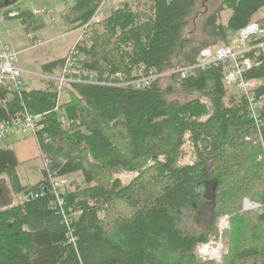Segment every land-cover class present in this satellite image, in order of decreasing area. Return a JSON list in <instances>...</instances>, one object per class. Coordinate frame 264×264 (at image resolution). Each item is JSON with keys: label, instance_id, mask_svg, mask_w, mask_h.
<instances>
[{"label": "trees", "instance_id": "trees-1", "mask_svg": "<svg viewBox=\"0 0 264 264\" xmlns=\"http://www.w3.org/2000/svg\"><path fill=\"white\" fill-rule=\"evenodd\" d=\"M103 1L75 0L69 21L86 24ZM197 1L147 0L143 8L122 2L99 28L85 32L84 67L105 79L107 73L130 75L141 65L165 72L195 64L204 48L230 44V32L240 33L264 12V0H224L199 26ZM18 2L0 0V9L17 5L13 17L37 38L44 21ZM226 10L230 16L223 22ZM255 22L264 28V17ZM64 62L59 58L42 69L54 72ZM247 77L258 81L256 94L264 98V55L254 57ZM176 87L190 96L169 98ZM4 99L0 122L24 108L46 113L36 136L45 171L53 178L81 172L83 180L59 195L47 175L23 184L16 152L0 148V175L24 197L0 210V264H217L201 260L196 247L208 241L223 214L231 216L232 227L222 264H264V103L254 117L245 96L228 92L223 67L187 78L164 76L144 89L75 85L61 105L67 129L54 110L51 87L26 88L20 96L0 86ZM188 139L197 159L181 163ZM121 170L138 174L122 183L112 176ZM246 197L261 203L262 212L244 211ZM206 208L209 229L200 224Z\"/></svg>", "mask_w": 264, "mask_h": 264}, {"label": "built area", "instance_id": "built-area-1", "mask_svg": "<svg viewBox=\"0 0 264 264\" xmlns=\"http://www.w3.org/2000/svg\"><path fill=\"white\" fill-rule=\"evenodd\" d=\"M102 4L94 12L92 18L84 25L79 26L78 30L82 29L78 40L70 48V51L65 56V62L61 69L55 72H30L33 76L46 82L48 87H51L56 94L57 100L55 111L59 112V121L64 129L69 128L70 121L65 111L61 110L63 104V95L69 94L75 85H108L116 87H132V89H144L151 86L156 80L168 75H178L182 78L196 75L199 69H207L211 66L224 68V83L225 86L236 88L237 93L246 97L249 107L256 117L259 108L264 103L263 97H258L256 88L259 83L255 79L247 77L248 71L253 66L254 57L264 55V28H261L258 23H251L245 30L247 33L239 35L234 43L227 45H214L204 48L199 56V60L195 64L173 68L165 72H157L156 70L146 71V67L141 65L134 70L130 75L122 72L103 75L100 78L98 72L87 69L83 65V57L81 48L86 44V31L93 28L94 25L100 23L104 19L102 12ZM34 14L40 15L46 11L41 9H34ZM52 13V12H51ZM18 12H11L9 16H15ZM77 30L73 29L67 35L75 33ZM60 37L67 40L66 35ZM0 86H9L13 92L21 96L26 89L24 84V74L20 64V51H17L12 46L3 43L0 33ZM1 103H6V99L0 100ZM46 113H32L27 108L21 113H18L11 120L0 122V141L7 140L13 133L19 132L21 134L32 133L35 137L37 133L43 128V122ZM37 138V137H36ZM45 170L47 162H44ZM51 179V185L57 195L63 192L67 187L66 177L53 178L51 172H45ZM24 197L21 196V200ZM62 201V199H60ZM244 211H259L262 212L263 206L261 203L254 202L250 198H245L243 201ZM225 216L220 220L221 229L228 227ZM223 243L217 241L200 243L197 246V251L204 260L221 261L223 257Z\"/></svg>", "mask_w": 264, "mask_h": 264}, {"label": "rangeland", "instance_id": "rangeland-1", "mask_svg": "<svg viewBox=\"0 0 264 264\" xmlns=\"http://www.w3.org/2000/svg\"><path fill=\"white\" fill-rule=\"evenodd\" d=\"M125 1L132 2L134 6H137L138 3L140 8H143L144 5L147 3V0H141L139 1L140 3L137 0H105L102 9L104 17L108 15L113 8L120 6L121 3ZM223 1L224 0L197 1L196 11L194 13V16H196L195 18L197 19L199 26L203 23L207 15L211 11L218 8V6H220ZM74 2L75 0H19L18 3H20L21 10L23 11L26 10L34 11V9H42L46 11L43 14L37 15L40 17L41 20L44 21V25L39 29H36V33L34 34L37 35V38L34 39H33V34L29 35L26 29H24L25 27L19 18L8 16L9 13L11 12H19L17 5H11L5 7L4 9H0V33L2 40L5 44H8L13 48H15L17 51L21 52L20 64L22 65V67L24 66L25 68L39 71L41 65L44 62L52 60L60 55H63L64 53L65 56L66 54H68L70 48L73 46V44L76 43V40H78V37L82 32V29L78 30V27L72 24L68 18L70 7ZM229 16H230V11L226 10L222 15V21L227 22ZM263 17H264L263 11L256 14L253 18V24L256 20L261 19ZM191 24H192L191 25L192 28L194 23L192 22ZM99 26L100 24H98L96 28H99ZM73 29L77 31L75 33H72L71 35H67ZM199 29L200 28H198L196 32V37L200 38L201 36L199 35L201 33ZM244 33H247V31L243 30L240 33L230 32L228 34L229 43H234L235 39L239 35H242ZM61 35H66L67 40H65V38L63 37H60ZM89 43H91V41H89ZM222 44H225V42L219 41L215 43V45H222ZM167 81L168 79H165L164 82L162 81V85ZM40 85L42 84L40 83ZM226 88L228 89V92L230 94L237 93L236 88L228 87V86H226ZM175 90L176 91L173 94L168 95L169 98L186 100L188 96H190L188 92H184L177 87ZM69 100H70V90H69V94H65V96L63 95L62 101L63 103H66ZM30 135L33 136L32 133H27V134L14 133L12 139L15 142L18 139V137H20V139H23L24 137L26 136L29 137ZM1 145H3L2 141H0V146ZM196 159L197 157L195 153V147L193 146L192 142L188 139V141L183 147V155H182L181 163H192ZM44 164H45L44 160L41 156H37L30 161L20 163L18 165V174L21 182L25 184H31V183L33 184L42 180L46 175ZM136 174H138V172L135 173V172L121 170L112 176L113 178L119 177L122 180V183H128ZM81 176H82L81 172L68 175V177L65 176L66 177L65 179L68 182L67 187L72 188L73 187L72 183L74 181L77 183H81L83 180V177ZM8 183H9L8 176L6 174L0 175V191L3 192L4 196H7L8 194L7 193ZM207 186H208L207 194L209 196H212L214 192L212 182L209 183ZM14 196L15 199H18V201L21 200L20 196L13 194V197ZM7 198L4 201V203L8 205L10 201ZM210 215H211L210 209L206 208L204 210V213H202L200 217V224L205 229L206 228L209 229ZM225 216H229V218L227 219L228 227L221 229L220 220ZM231 227H232L231 216L229 214H223L219 216L217 225L215 226V231L207 241V242L221 241L225 247L223 249L222 260L214 261L217 264H222L225 259V256H227L230 251L229 238L226 235V233L231 229ZM196 254L201 260L204 261V258L201 257L200 254L198 253L197 247H196Z\"/></svg>", "mask_w": 264, "mask_h": 264}, {"label": "crops", "instance_id": "crops-1", "mask_svg": "<svg viewBox=\"0 0 264 264\" xmlns=\"http://www.w3.org/2000/svg\"><path fill=\"white\" fill-rule=\"evenodd\" d=\"M64 54L60 55V56H58V57H56V58H54L52 60L46 61L43 64H45L47 62H50V61H53V60H56V59H59V58H63V57H65ZM42 65H41V68H40L39 71L36 70L37 72H42L43 71ZM22 68H23V70L26 71L25 74H24L23 79H24V82H25L24 84L26 85L27 89H32V88L33 89H42V88L48 87L45 81L39 79L38 77L36 78V76H33L32 73H30V72H36L35 70H31V69L25 68L24 66ZM58 70L59 69H57L56 71H58ZM40 83L42 85H40ZM15 134H21V133L16 132ZM13 135H14V133L12 134V136ZM12 136L10 138H8L7 140L2 141L3 145H1L0 148L3 147V146L8 145L10 148L14 149V151L16 152L17 157L19 159V164L22 163V162L30 161L34 157L41 156V150H40L37 138L34 135L33 136L30 135L29 137L26 136L23 139H20V137H18V139L15 142L13 141ZM23 184H25V183H23ZM7 193H8L7 196H4L3 192L0 191V210H2L4 208H7L9 206L15 205V204H17L19 202L18 199H15V196L13 197L14 193L12 192L11 187L9 186V183H8V186H7ZM6 198L9 199V201H10V203L8 205L4 203Z\"/></svg>", "mask_w": 264, "mask_h": 264}]
</instances>
